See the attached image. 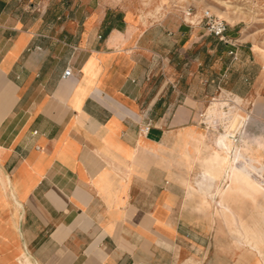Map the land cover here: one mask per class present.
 Instances as JSON below:
<instances>
[{
  "label": "crops",
  "instance_id": "1",
  "mask_svg": "<svg viewBox=\"0 0 264 264\" xmlns=\"http://www.w3.org/2000/svg\"><path fill=\"white\" fill-rule=\"evenodd\" d=\"M228 31L109 0H0V264H263L258 211L226 221L173 170L213 90L256 94Z\"/></svg>",
  "mask_w": 264,
  "mask_h": 264
},
{
  "label": "rangeland",
  "instance_id": "2",
  "mask_svg": "<svg viewBox=\"0 0 264 264\" xmlns=\"http://www.w3.org/2000/svg\"><path fill=\"white\" fill-rule=\"evenodd\" d=\"M109 2L130 5L138 15H143L149 21H166L173 26L180 24L189 34L205 31L203 24L198 22V18L195 20L194 16H200L203 10L208 9L216 17L227 22L230 35L237 36V45L243 50L246 58L233 62L231 67L236 76L243 73L246 68L247 70L250 68L251 74H258L256 94L249 99L238 97L226 91L222 84L221 88L213 90L203 102L204 116L202 113L200 128L188 132L192 130L190 129L181 137L179 134L176 136L174 146L177 147V156L173 158L176 163L173 170L177 175L182 173L178 179L188 195L198 193V199L195 197L189 199L193 205L199 201V206L207 207L214 202L220 211V217L226 221L229 218L235 223H242L244 220L240 216L243 215L226 212L220 207L219 201L223 200L230 206L232 204L249 206L252 211L258 213L246 215L247 218L253 223L261 221L264 224V195L254 201L251 197H246L243 191H238L240 197L236 200L222 191L217 193L215 198L212 196L213 191L206 188V185L203 188L197 185L200 174L213 162L217 170L213 171L217 174L216 188L225 190L228 186V171H224L226 155L217 147V140L224 138L232 144V153L238 148L244 156H252L258 160L252 163L241 157L238 166L240 171L264 190V0H109ZM187 11H190L193 17L187 16ZM236 76L231 81H238ZM220 107L226 114V128L216 120L212 112ZM242 186L241 182L237 183L238 188ZM251 232L257 237L255 230ZM251 248L259 254H264V245L251 244Z\"/></svg>",
  "mask_w": 264,
  "mask_h": 264
},
{
  "label": "bare ground",
  "instance_id": "3",
  "mask_svg": "<svg viewBox=\"0 0 264 264\" xmlns=\"http://www.w3.org/2000/svg\"><path fill=\"white\" fill-rule=\"evenodd\" d=\"M212 112L215 114L216 120L221 122V125L226 128L227 127L225 121L226 114L224 112V109L220 107ZM217 147L220 149V151L223 154L226 155V158H224L225 159L224 171L225 172L228 171L227 174V183H229L228 186L225 188V190L220 189L219 187L216 188L217 174H215L213 171L217 172V170L215 166L216 164L213 162L207 167L206 171L200 174V176L198 175L199 178L197 179V185L200 188H203L206 185V188L213 191L212 196H215L219 192L222 193V191L223 194L226 195L228 194L230 197L236 198V200L237 198L240 197V195H238V191L241 192L243 191L246 197H251L254 201H256L259 197L263 196L264 190L261 189L260 185L249 179L244 172L239 170V166H238L239 159L241 157L245 158L246 161H250L252 163H256L258 160L252 156L250 157L244 156L243 153L238 148H235L234 152L232 153L233 150L232 144L230 143V141H227L224 138H220L219 140H217ZM238 182L242 183L243 185L242 188L237 187ZM219 205L221 208L225 209L226 212L231 211V209L229 208L230 205L226 204L223 200L219 201ZM230 214L234 215L233 213ZM257 237H259L258 234Z\"/></svg>",
  "mask_w": 264,
  "mask_h": 264
},
{
  "label": "built area",
  "instance_id": "4",
  "mask_svg": "<svg viewBox=\"0 0 264 264\" xmlns=\"http://www.w3.org/2000/svg\"><path fill=\"white\" fill-rule=\"evenodd\" d=\"M187 16L193 17L190 11L186 12ZM198 18V22L202 23L205 31L207 34L217 38L220 41H223L225 43L228 42V39L226 38V31L228 28V24L224 19H221L219 17H216L211 11H209L208 9L203 10V12L201 13L200 16H194V19L197 20ZM190 22H192L190 20ZM228 54L231 55L233 60L237 59V55L236 52L234 50H229ZM72 74V70L70 67H66L62 73V78H68L70 77ZM150 119H147V122L143 125L142 127V132L143 133H148L149 129H150Z\"/></svg>",
  "mask_w": 264,
  "mask_h": 264
}]
</instances>
